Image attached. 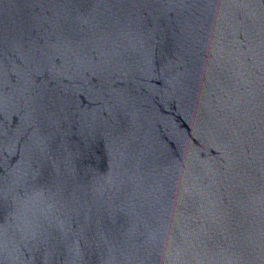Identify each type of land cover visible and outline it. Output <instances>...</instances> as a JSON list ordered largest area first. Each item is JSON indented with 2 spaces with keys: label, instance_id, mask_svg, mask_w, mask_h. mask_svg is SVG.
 I'll return each mask as SVG.
<instances>
[{
  "label": "water",
  "instance_id": "water-1",
  "mask_svg": "<svg viewBox=\"0 0 264 264\" xmlns=\"http://www.w3.org/2000/svg\"><path fill=\"white\" fill-rule=\"evenodd\" d=\"M0 264H264V0H0Z\"/></svg>",
  "mask_w": 264,
  "mask_h": 264
}]
</instances>
